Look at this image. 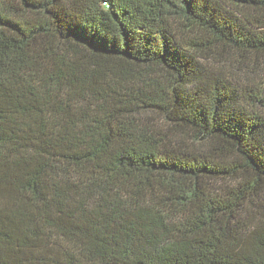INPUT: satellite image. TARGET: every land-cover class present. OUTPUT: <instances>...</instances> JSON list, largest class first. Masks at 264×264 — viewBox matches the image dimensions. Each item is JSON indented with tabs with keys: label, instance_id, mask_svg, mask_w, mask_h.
<instances>
[{
	"label": "trees",
	"instance_id": "1",
	"mask_svg": "<svg viewBox=\"0 0 264 264\" xmlns=\"http://www.w3.org/2000/svg\"><path fill=\"white\" fill-rule=\"evenodd\" d=\"M0 264H264V0H0Z\"/></svg>",
	"mask_w": 264,
	"mask_h": 264
}]
</instances>
